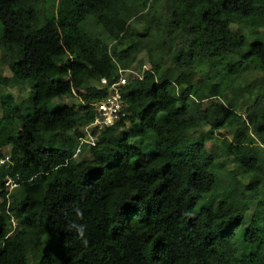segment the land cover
Returning a JSON list of instances; mask_svg holds the SVG:
<instances>
[{"label": "trees", "instance_id": "obj_1", "mask_svg": "<svg viewBox=\"0 0 264 264\" xmlns=\"http://www.w3.org/2000/svg\"><path fill=\"white\" fill-rule=\"evenodd\" d=\"M262 27L264 0H0V264H264Z\"/></svg>", "mask_w": 264, "mask_h": 264}, {"label": "clouds", "instance_id": "obj_2", "mask_svg": "<svg viewBox=\"0 0 264 264\" xmlns=\"http://www.w3.org/2000/svg\"><path fill=\"white\" fill-rule=\"evenodd\" d=\"M144 68H148V65L145 64ZM120 73H121L120 77L111 84H108V81L106 78H102L101 81L99 82V86L101 88H107L108 92L103 98L94 99L92 101L91 105L94 108L95 115L91 122H89L87 125H84L83 129H84L85 134H83L79 138L74 157L76 158L80 157L79 155L80 153H82V147L84 143H88L89 145H95L96 135L102 133V131H104L107 127L114 125L116 122L120 121L123 117H125L128 114L127 105L125 104V101L122 95L123 87L129 80L130 75H136V76L142 77V74L138 73L137 70L134 68L126 69V70L121 69ZM121 77H125L126 82L119 85L117 83L120 81ZM116 88H118L119 92L116 91ZM116 96H117L118 102L121 103V108L119 109L117 116H115V118L113 119V122H108L106 119L105 111L103 110V108H101V103L107 102L108 106H110L111 105V103L109 102L110 99H115ZM65 101L68 102V99H66ZM5 148L11 149L10 146H7ZM5 148L3 149V152L7 154L5 155V157L0 158V164L12 163L11 156L9 154L10 149L9 151L8 150L5 151ZM85 155L86 154L83 152L82 156L84 157ZM5 184L9 192L12 191L18 185L15 179L11 176L6 177Z\"/></svg>", "mask_w": 264, "mask_h": 264}, {"label": "rangeland", "instance_id": "obj_3", "mask_svg": "<svg viewBox=\"0 0 264 264\" xmlns=\"http://www.w3.org/2000/svg\"><path fill=\"white\" fill-rule=\"evenodd\" d=\"M231 27H232V29L235 32H239V33H244L245 32V30L242 27H239L237 24H232ZM260 31H261V33L264 34V27L260 28ZM5 74L6 75H9V76L11 75V73L8 70L5 72ZM29 88H30V85L28 84V82H22L19 86L15 87V88H10L9 90L11 92H13V94L15 95V98L17 99V101H20L21 102L24 99H26L27 95L30 94L31 89L29 90ZM249 93H252V90L251 89H249ZM207 102L208 101H206L205 103H207ZM252 102H253V100H251L248 104H250ZM243 112H244V110H243ZM207 130H208V127H205L203 129V131L199 130V131L195 132L194 133V136L195 137H198L200 135H204ZM221 132L227 134L228 136H230L228 134L227 130H221ZM207 145H208V147L210 149H213L214 151L216 150L215 143H213L212 141L208 142ZM9 149L10 148H5V151H7V150L9 151ZM78 158H80V157H78Z\"/></svg>", "mask_w": 264, "mask_h": 264}, {"label": "built area", "instance_id": "obj_4", "mask_svg": "<svg viewBox=\"0 0 264 264\" xmlns=\"http://www.w3.org/2000/svg\"><path fill=\"white\" fill-rule=\"evenodd\" d=\"M125 82H126V78L121 77L120 81L117 84L120 85ZM116 91L119 92L118 88H116ZM109 102L111 103L110 106H108L107 102L101 103V108H103V110L105 111L107 121L113 122V119L115 118V116H117V113L121 108V103L118 102L117 96L115 97V99H110Z\"/></svg>", "mask_w": 264, "mask_h": 264}]
</instances>
